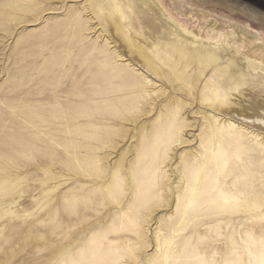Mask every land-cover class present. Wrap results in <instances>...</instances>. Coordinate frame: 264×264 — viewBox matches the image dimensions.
<instances>
[{"label": "rangeland", "instance_id": "rangeland-1", "mask_svg": "<svg viewBox=\"0 0 264 264\" xmlns=\"http://www.w3.org/2000/svg\"><path fill=\"white\" fill-rule=\"evenodd\" d=\"M131 1L151 66L105 0H0V264H264V125L214 97L264 115V57Z\"/></svg>", "mask_w": 264, "mask_h": 264}, {"label": "water", "instance_id": "water-1", "mask_svg": "<svg viewBox=\"0 0 264 264\" xmlns=\"http://www.w3.org/2000/svg\"><path fill=\"white\" fill-rule=\"evenodd\" d=\"M181 19L237 41L264 57V0H164Z\"/></svg>", "mask_w": 264, "mask_h": 264}, {"label": "bare ground", "instance_id": "bare-ground-1", "mask_svg": "<svg viewBox=\"0 0 264 264\" xmlns=\"http://www.w3.org/2000/svg\"><path fill=\"white\" fill-rule=\"evenodd\" d=\"M138 1L142 7L146 5L149 6L151 5V9L153 10L152 0H138ZM138 1L136 0V2H133L132 0L131 2L133 4L136 3L138 4ZM102 10H106L105 14L103 12V16L107 23L108 28L110 29V32L113 34L112 36L115 37V40L117 39V42H119L123 46V48L126 47L132 53H134L135 56L137 55L138 56L137 58H140V60H142L141 63L146 62L147 65L151 66L152 62H156L155 56L152 54V52L150 50L148 51V49L142 46V39H140V37H137V35L134 36L131 34L130 29L127 27L125 23V16L121 10V7L118 5L117 0H105V2H103L102 6L99 8L98 11L102 12ZM168 26L169 28H171V33L173 35H175L179 39L182 38L185 39L186 41H189L185 37L187 35L181 29L177 27H173L170 23ZM150 68L153 69V67ZM214 97L218 100V103H220L222 107L224 106L225 109L231 110V112L235 111V113H238L244 119L246 118L253 122L258 121L260 125H264V115L261 112L259 113L257 107H254L256 105L262 106L263 104L262 102H260V104L255 103L256 105L253 102L251 103L246 102L248 105L246 104L241 106H239L240 103L238 102L239 103L238 105L231 108V107H226L224 100L219 99V96L214 95ZM206 119H207V124L211 129V133L213 137L216 138V136L221 134V132L225 129V126L221 122H219V119L214 115L209 114L207 115ZM228 126L229 127L232 126L231 123ZM148 260L150 261L149 258Z\"/></svg>", "mask_w": 264, "mask_h": 264}]
</instances>
